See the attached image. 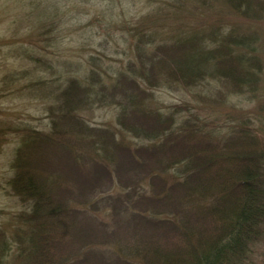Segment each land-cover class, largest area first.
I'll use <instances>...</instances> for the list:
<instances>
[{
  "label": "trees",
  "instance_id": "1",
  "mask_svg": "<svg viewBox=\"0 0 264 264\" xmlns=\"http://www.w3.org/2000/svg\"><path fill=\"white\" fill-rule=\"evenodd\" d=\"M193 1L172 0L168 7L174 11ZM197 2L200 8L207 4L224 7L225 13L240 18L259 16L260 9L264 10V0ZM167 20L152 18V24L146 25L128 21L133 52L121 70L105 67L93 57L87 66L76 64L77 76L58 96L59 120L53 127L63 131L62 139L58 132L56 141L42 139L43 147L38 148L47 155L39 164L44 170L28 171V177L23 173V198L31 202L28 221L34 226L28 233V255L33 253L39 260L28 264H240L246 258L264 219V153L258 141L245 122L237 123L235 129L232 125L221 139L205 128L201 118L192 117L199 127H191L189 119L177 121V106L170 112L161 108L153 89L181 83L188 90L204 87V92L212 85L225 97L255 92L258 58L250 56L254 36L240 31L239 25L230 31L210 25L204 31L196 29L199 25L162 24ZM247 22L241 26L251 29ZM103 104L115 105L119 130L91 127L81 116L83 110ZM127 134L148 143L129 145ZM65 143L69 145L66 154ZM55 147L62 148V155ZM64 161L70 173L66 174ZM130 164L135 165L132 171L150 176L148 195L128 204L137 217L145 213L148 227L134 234L143 236L133 244L132 252L124 248L108 261L97 245L109 237L118 241L123 232L109 233L94 212L99 202L104 207V190L113 186L120 167ZM177 164L189 172L174 181L176 176L171 179L164 170ZM52 170L59 174L55 187L46 182ZM65 181L71 184L66 186ZM126 187L128 197L144 195L141 186ZM195 193L207 202L189 207L194 212L188 210L185 218H152L173 209L177 199L188 200ZM168 224L176 231L175 244L165 233Z\"/></svg>",
  "mask_w": 264,
  "mask_h": 264
},
{
  "label": "rangeland",
  "instance_id": "2",
  "mask_svg": "<svg viewBox=\"0 0 264 264\" xmlns=\"http://www.w3.org/2000/svg\"><path fill=\"white\" fill-rule=\"evenodd\" d=\"M170 2L172 0H0V264L39 261L33 253L28 255V233L33 224L28 221L31 202L23 198V173L28 177V171L42 173L44 170L39 164L40 158L47 155L38 148L43 147L42 139L56 141L57 132L62 139L63 131L57 125L53 127L59 120L58 96L67 82L77 76L76 64L80 62L87 66L91 57L99 58L103 66L115 71L123 69L132 57L128 21L146 25L152 24V18H165L169 20L162 24L199 25L201 27L196 29L204 31L210 25L223 26V31L239 25L240 31L253 35L255 49L250 56L258 58L259 76L255 92L225 97L216 93L217 88H210L212 85L204 92V87L188 90L181 83H171L170 86L154 87L153 94L164 110L170 112L177 106L174 108L178 110L174 114L177 121L189 119L191 127H199V121L192 117L201 118L205 128L214 130L221 139L231 132L232 125L235 129L237 123H247L249 132L260 145L259 150L264 153V10L260 9L259 16L252 14L250 18H240L225 13L224 7L207 4L200 8L195 0L183 4L174 13L168 7ZM246 22L251 29L241 26ZM188 29L186 27L183 36ZM114 107L111 104L95 106L83 110L81 116L91 127L119 130ZM126 136L129 145L148 143L130 134ZM68 147L66 143L63 145L65 154ZM58 148L55 147L56 153L62 155V148ZM68 166L64 161L66 174ZM134 167L131 164L120 167L113 186L104 190V207L99 202V210L93 211L106 223L109 233L114 229L123 232L118 241L109 237L97 245V250L104 251L108 261L115 253L121 254L124 248L127 253L132 252L133 244L143 236L134 234L143 226L148 227L144 224L145 213L141 212L137 217L135 209L128 205H133L137 198L146 197L152 189L150 176L142 177L132 171ZM165 169L171 179L176 176L174 181L189 172L182 164L169 165ZM161 172L159 174L164 176ZM58 177V172L52 170L47 176V184L55 187ZM169 177L166 178L168 187L171 185ZM64 184L69 186L71 182ZM127 185L143 187L140 191L144 195L128 197ZM195 195L199 196L177 199L173 209L154 214L152 218L163 221H174L178 216L185 218L188 210L194 212L189 207L199 208L207 202L204 201L207 198L201 200V194ZM118 198L124 202L120 199L118 202ZM90 200L97 201L93 197ZM115 204L119 207L112 208ZM170 226L167 225L165 233L175 244L177 234ZM248 250L240 264H264V219L260 233L249 244Z\"/></svg>",
  "mask_w": 264,
  "mask_h": 264
}]
</instances>
